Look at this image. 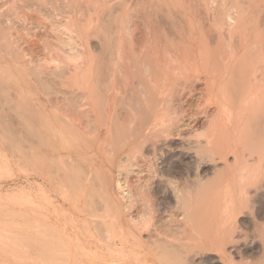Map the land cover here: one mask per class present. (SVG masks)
Segmentation results:
<instances>
[{"label": "bare ground", "instance_id": "obj_1", "mask_svg": "<svg viewBox=\"0 0 264 264\" xmlns=\"http://www.w3.org/2000/svg\"><path fill=\"white\" fill-rule=\"evenodd\" d=\"M91 40L96 44L94 52ZM37 44L43 46L46 56H38ZM31 68L42 69L39 72L67 68V79H73L81 92L82 87L85 89L84 98L77 100L73 92L76 101L67 100L66 95L63 99L60 96L61 100L46 96L45 105L32 108L19 96V81ZM0 90L10 96L15 112L20 108L33 116L29 127L35 133L48 135L68 129L73 135H87L93 127V148L116 166L117 198H111V206L98 204L89 214L76 204L77 212L70 207L78 213L73 216L71 210L75 217H70L72 222L78 223L80 214L107 222L111 219L113 225H124L125 220L127 238L141 241V233L155 219V160L158 151L173 141L184 143L202 160L220 162L222 169L216 175H227L225 182L214 179L198 189L190 182L181 189L169 179L176 201L196 193L230 197L234 188L245 196L248 186L256 183L259 190L258 183H264V0H0ZM57 92L62 91L57 88ZM49 107L51 112L47 111ZM44 174H40L43 181L50 182L52 176L48 174L46 180ZM107 183H111V177ZM32 203L34 221L29 242L43 253L60 239L56 251L69 255L72 241L67 226L63 225L66 230L53 228L44 205ZM70 204L75 205L74 201ZM137 205L134 216L131 212ZM92 220L97 225L98 221ZM78 228L72 235L75 244L81 241ZM13 234L5 228L0 242L3 252L10 244L21 250L29 246V242H20L27 239L25 235ZM111 239L109 235L103 238ZM15 255L14 259L20 256Z\"/></svg>", "mask_w": 264, "mask_h": 264}, {"label": "rangeland", "instance_id": "obj_2", "mask_svg": "<svg viewBox=\"0 0 264 264\" xmlns=\"http://www.w3.org/2000/svg\"><path fill=\"white\" fill-rule=\"evenodd\" d=\"M36 46L35 51H38L39 55L37 52H34L38 56L42 57L43 55H47L46 51L42 49L43 46L40 44ZM95 47V41L91 40L93 52L96 50ZM40 51L44 54H40ZM33 69L34 68L28 69L27 72H25V74L28 75H25V77L19 81L22 86L19 91V96L21 100L28 101L32 104V108L36 109L37 104L45 105L47 98H54V100H56L59 97V100L60 96L61 99H63V95H66L69 101H72V99L76 101L77 98H79L77 100L84 98L85 89L82 87L81 92V87L75 86V81L73 79H70V77L67 79L68 74H70L67 68L60 69L61 72H59V70L52 72L50 69L39 72V70L42 69H34V71ZM64 70L68 72L66 73ZM36 71L39 74H37ZM56 74H58L60 78L56 77ZM34 75L37 76L33 79ZM59 79H64L67 82L62 80L61 83ZM46 80H48V82ZM68 81L73 82L71 83ZM52 82H56L54 83L55 85ZM65 84H67V87L69 85V89L67 87L65 88ZM58 86H60V88ZM45 88L47 90H45ZM57 88L62 91L60 94L57 92ZM51 90H53L54 94ZM77 90L81 95L77 93ZM1 91L2 90H0V242L3 240L5 228H8V230L10 229L11 235L17 233L19 235L22 234L21 236L25 235V238L27 237L26 240H20V242H29L28 236L32 232L34 221V215H32L34 214V206H32L33 201L41 202L42 207L44 205L43 211L46 208L45 211L54 223V225H51L53 228L59 227L60 230H68L72 242L70 243V248L67 246L69 255H66L65 252L61 253L56 251L59 250L58 245L60 239L55 240V243H57H53L54 246L51 244L52 248L49 247V251H46V248L43 247L45 248L43 249V253L39 250L40 247H37L33 242H29V246L23 247V250H21V247H16L15 245L11 246L12 244H10V246L5 247L7 252H3L0 249V264H264V183H262L263 185L258 183L259 190L255 188L256 183L251 185V187L248 186L250 195L242 196L235 191L234 188L232 193H230V197H224L222 195L209 197L204 193H196L192 196L183 195V198L181 197L179 199L180 201H176L171 193L169 179L176 182V185L181 189L186 188V183L189 182L198 189L203 185L207 186L209 182L214 179V181H218L219 179V182H225L227 178V175L224 176V174H222L223 176L220 174L221 177L216 175L219 174L218 171L222 169L220 162L214 163L208 159L202 160L197 152L195 153L194 151L188 150L187 145H184V143L180 141L168 143L165 147L160 149L162 151H158V153H160L155 160L156 172L158 174L153 181L152 190V201L156 210L154 214L155 219L153 225L150 226L146 232L144 231L141 233V241H137L132 237V239L127 238L129 235L125 232L124 226L127 224L125 220L122 222L124 225L114 224V226L110 222L111 219H108L107 222V219H102L100 217L92 218L89 215L85 217L80 214L81 217L79 218L81 219H79V221L81 222L78 221L77 223L74 222V220L72 222L71 218L75 217H72L71 213L74 211L77 212L78 210L75 208L76 204H80L89 214L94 211V207H98L100 204L101 206H111V198H117L115 179L118 176V172L116 171V166L110 165L109 162L99 154V151H97L98 149H94L96 142L94 140L92 143V140L95 133L92 132L94 128L90 125L91 123H88V125L92 127L89 129L91 130L89 131L91 135H85V133L73 135L68 129H59V131L52 134L49 133L48 135L47 133H35L33 130L34 128L29 127L33 116H31L29 112H23L20 108L16 113L11 108L14 102L10 100V96L4 93V91ZM71 93L77 98L72 96ZM51 94H53V97H51ZM22 95L24 96L22 97ZM8 107L11 109L9 110L10 112L6 111ZM52 110L53 109L49 107L47 111L51 112ZM57 121H60V118ZM61 130L62 133L60 132ZM88 141H91L90 144L92 145H89ZM96 153L98 154L96 155ZM57 156H60V158ZM58 158L61 160L63 158V161L60 160V163ZM104 160L106 163H104ZM36 164L38 165L36 166ZM40 169L42 170L40 171ZM73 169H75V172ZM42 171L43 174L45 172L43 176L46 177V180L49 178V175L52 176L50 182L46 183L43 181L40 176ZM131 176L129 175V182H132L131 178L133 176ZM110 177L111 183H107ZM229 185L232 187L234 186L233 183ZM64 191L67 194L65 198ZM73 191H75L76 194ZM45 193L47 197H45ZM73 201L75 205L72 206L70 203H73ZM46 206L49 209H47ZM70 207H72L74 211ZM138 207L137 205L131 212L134 216L139 210ZM74 213L73 216H77L78 213ZM112 213L115 215L114 212ZM98 214L100 215V213H97V215ZM107 215L109 216V214ZM91 218L98 221V226L95 225V222L93 223ZM63 225L64 228L67 226L66 229L63 228ZM85 226L89 227V229L86 228V230L84 228ZM100 226H102V228ZM121 227H123L124 230ZM77 228L81 234V241L79 240L80 244H75L72 236L75 234ZM107 228L109 232H106L108 231ZM83 230L85 232H83ZM107 234L110 238H113L111 239L112 241L110 240L111 242L103 240L104 237L108 236ZM11 239L13 240V238ZM7 241L9 240L7 239ZM26 249H29V251ZM52 249L57 253L55 254ZM12 250L16 252L17 256L18 254L20 256L14 259L12 255H15V252L13 253ZM24 251H26L25 253H27V255L23 253Z\"/></svg>", "mask_w": 264, "mask_h": 264}]
</instances>
